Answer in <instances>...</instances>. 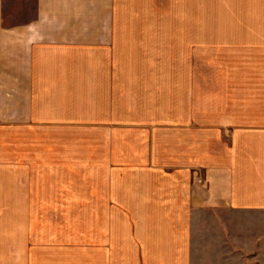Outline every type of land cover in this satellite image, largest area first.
<instances>
[{
	"label": "crops",
	"instance_id": "1",
	"mask_svg": "<svg viewBox=\"0 0 264 264\" xmlns=\"http://www.w3.org/2000/svg\"><path fill=\"white\" fill-rule=\"evenodd\" d=\"M0 264H264V0H0Z\"/></svg>",
	"mask_w": 264,
	"mask_h": 264
}]
</instances>
